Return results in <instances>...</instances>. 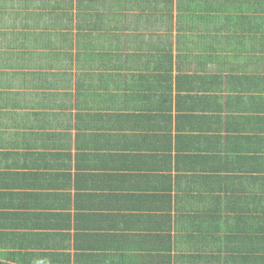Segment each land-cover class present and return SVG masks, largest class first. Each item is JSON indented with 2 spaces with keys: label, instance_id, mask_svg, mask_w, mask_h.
<instances>
[{
  "label": "crops",
  "instance_id": "crops-1",
  "mask_svg": "<svg viewBox=\"0 0 264 264\" xmlns=\"http://www.w3.org/2000/svg\"><path fill=\"white\" fill-rule=\"evenodd\" d=\"M229 28L234 34L218 53L195 52L202 55L200 59L191 56L201 67L198 72L193 71L194 63L184 64L189 74L180 81L185 87L182 94L172 89L151 102L139 100L144 94L134 87L133 77L123 88L121 81L115 85L112 79H100L107 72L90 71L95 78L83 81L80 70L54 69L55 85L48 81L38 87L44 70L5 69L0 55V238L7 239L0 243L1 260L10 264H153L161 253L159 241L151 242L158 226L163 241L171 236L172 256L204 253V249L211 253L213 245L195 240L209 234L200 225L217 219L219 212L226 214L216 208L217 214L208 215L200 210L202 202L184 204V199H178L181 189L189 188L188 176H213L218 169L222 176H236L247 168L246 162L234 159L237 154L256 156L264 163V50L254 47L256 40L252 44L240 38L241 27ZM234 88L244 92L233 94V102L228 97ZM260 98L263 103L257 106ZM238 104L247 113H231ZM181 109H188L185 115L191 119L181 116L182 122L176 123ZM32 112L47 116L35 121ZM234 115L244 116L245 122ZM202 122L213 130L215 126L222 129L220 150L185 138L184 126L197 128L198 133ZM247 123L262 129V135L256 134L261 140L237 139L247 136L241 132ZM105 141L114 143L107 152L113 156L123 154V142L134 148L129 152L133 158L129 166L115 159L105 162L109 168L88 161L96 153L103 154L98 147ZM81 156L87 167L82 171L87 178L83 184L95 183L101 196L77 203L73 184ZM232 161L238 171L226 165ZM62 172H69L71 188H63L64 182L56 178ZM160 187L159 199L150 198L147 203L138 197L141 193L151 197ZM205 188L212 196L221 194L218 185L209 183ZM260 190L264 184L258 185ZM163 195H169L168 202L162 201ZM165 207L170 208L169 219L152 218L153 212L160 216Z\"/></svg>",
  "mask_w": 264,
  "mask_h": 264
},
{
  "label": "trees",
  "instance_id": "trees-1",
  "mask_svg": "<svg viewBox=\"0 0 264 264\" xmlns=\"http://www.w3.org/2000/svg\"><path fill=\"white\" fill-rule=\"evenodd\" d=\"M263 12L264 0H0V46L4 48L0 55L4 56L5 69L44 70V73H40L38 87H45L48 81L55 85L52 80L56 74L51 70L70 68L73 63L75 69L81 71L80 80L83 81L95 78L90 71L100 74L107 72V76H100V79H112L115 85L121 81L120 85L124 88V83L133 77L134 87L144 94L139 95V100L151 102L159 95L167 92L171 94L172 89L176 94H182L185 87L180 81L183 82L189 74L184 64L194 63L196 66L193 71L198 72L201 67L191 56L195 52L218 53L221 45L229 41V35L234 34L229 28L231 26L241 27L238 30L240 38L252 44V40H256L254 47L262 52ZM254 47L253 50L256 51ZM195 55L198 59L202 58L200 54ZM240 92L244 91L232 89L228 99L234 102L233 94ZM78 96L80 97L79 94ZM82 99L85 102V98ZM262 103L263 99L260 98L257 106ZM230 111L241 115L247 113V108L238 104L234 111ZM180 112L181 115L175 118L176 123L182 122L181 116L187 117L185 114L188 109H181ZM46 116L42 112H32L30 115L35 121ZM235 117L245 122L244 116ZM26 118L28 124L33 125V121L28 116ZM122 119L125 120L123 117ZM195 120L199 121L197 117ZM200 124L203 127L198 133V129L194 127L187 129L184 126L180 129L186 132L185 138L188 141H197V144L205 141L213 151L220 150L222 146L218 134L222 129L215 126L213 130L210 124ZM261 130L251 123L243 124L241 132L247 136L236 137L245 141H259L262 137L256 134L262 135ZM113 145L114 143L105 141L98 147L103 154L96 153L88 161L103 165L108 159H115L129 166L133 161L129 152L134 148L131 149L128 143L123 142V154L113 156L107 153ZM234 159L247 163V168L242 173L232 177L222 176L218 169L217 175L213 176H188L190 189L184 187L181 194L177 195L178 199H184V204L202 202L200 210L208 215L217 214L218 211H214L216 208L225 212L224 216L219 212L217 219L208 224L201 223L200 227L209 234L195 239L202 244L213 245L211 253L204 249V253L172 256L171 236L168 240L164 237L163 241L162 234L157 233L161 229L158 226L151 242L159 241L158 251L161 253L158 252L157 256L154 254L157 260L153 264H264V190L258 191V185L264 184V175L261 174L264 163L256 156L246 154H237ZM84 160V156L77 157V172L73 184L77 203L88 197L101 196V189L95 183L83 184L87 180L82 172L87 168ZM226 165L239 170L234 161L227 162ZM104 168L109 166L105 164ZM56 178H61L64 182L63 188H71L69 172L58 173ZM209 183L213 187L218 185L221 194H208L205 184ZM158 189L159 191L154 190L151 197L146 198L145 193L137 196L149 203L150 198L159 199L162 196V188ZM82 192L87 194H81ZM169 198V195H163L161 199L168 202ZM169 209L165 207L160 216L153 212L152 218L156 216L160 218L159 221L169 219L171 216L166 213ZM180 239L183 240L182 237ZM6 241V238H0V243ZM1 257L4 255L0 254ZM0 264L10 263L0 259Z\"/></svg>",
  "mask_w": 264,
  "mask_h": 264
},
{
  "label": "rangeland",
  "instance_id": "rangeland-1",
  "mask_svg": "<svg viewBox=\"0 0 264 264\" xmlns=\"http://www.w3.org/2000/svg\"><path fill=\"white\" fill-rule=\"evenodd\" d=\"M73 54H74V51H73ZM74 61H75V60H74ZM69 67H70V69H71V72H74L75 64L71 63ZM209 248H212V247H209ZM175 252H176V250H174L173 253H175ZM174 255H175V254H174Z\"/></svg>",
  "mask_w": 264,
  "mask_h": 264
}]
</instances>
